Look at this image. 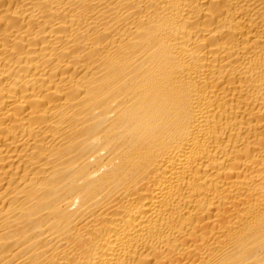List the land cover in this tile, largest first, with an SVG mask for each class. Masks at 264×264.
<instances>
[{"label":"bare ground","instance_id":"bare-ground-1","mask_svg":"<svg viewBox=\"0 0 264 264\" xmlns=\"http://www.w3.org/2000/svg\"><path fill=\"white\" fill-rule=\"evenodd\" d=\"M0 264H264V0H0Z\"/></svg>","mask_w":264,"mask_h":264}]
</instances>
